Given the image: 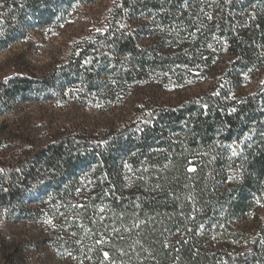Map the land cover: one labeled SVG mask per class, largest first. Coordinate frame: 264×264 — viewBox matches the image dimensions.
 I'll return each mask as SVG.
<instances>
[{"label": "trees", "instance_id": "1", "mask_svg": "<svg viewBox=\"0 0 264 264\" xmlns=\"http://www.w3.org/2000/svg\"><path fill=\"white\" fill-rule=\"evenodd\" d=\"M78 1L95 0H0V54L27 30L61 21ZM122 9L153 14L158 33L148 32L147 47L133 31L109 28L96 48L84 46L49 76L0 74V116L70 86L105 99L150 70L197 59L213 66L219 45L227 47L223 75L233 84L263 66L264 0H123ZM97 63L109 81L96 77ZM107 140L52 137L21 162L1 165L0 207L23 220L33 214L31 200L69 204L67 222L84 220L89 229H69L85 244L88 264H264V82L252 94L227 85L152 111ZM250 224L254 239L245 238ZM2 255L3 264H23L15 246Z\"/></svg>", "mask_w": 264, "mask_h": 264}, {"label": "rangeland", "instance_id": "2", "mask_svg": "<svg viewBox=\"0 0 264 264\" xmlns=\"http://www.w3.org/2000/svg\"><path fill=\"white\" fill-rule=\"evenodd\" d=\"M122 4L123 0L74 2L61 21L27 30L18 43L0 54V74L49 76L84 46L96 48L109 28L133 31L139 44L147 47L151 43L148 32L158 33V27L149 23L153 14L145 10L132 17L128 10L122 9ZM217 49L218 57L212 61L213 66L201 64L196 58L195 66H179L167 72L150 70L141 79L109 91L107 95L112 96L109 98L101 99L100 95L70 86L59 98L19 103L13 113L0 116V166L21 162L30 151L44 146L52 137L84 134L94 141H108L152 111L199 99L219 87L233 86L241 96L255 93L263 86L264 48L259 62L263 66L244 72L234 84L223 75L224 65L230 59L227 47L219 45ZM92 51L93 48H89L87 55ZM120 59L121 65L130 64L127 55H120ZM101 69L97 63L96 77L102 82L109 81L106 73H100ZM90 189L76 192L84 194ZM28 205L34 211L23 220L13 219L0 207V264L4 261L3 250L11 246L18 248L23 264H88L85 244L69 229L83 235H89V229L84 220L67 222L70 220L63 209L69 204H56L48 198L46 202L31 200ZM102 209L99 208L98 214L105 217ZM245 229V238L254 239V226L250 224Z\"/></svg>", "mask_w": 264, "mask_h": 264}, {"label": "snow or ice", "instance_id": "3", "mask_svg": "<svg viewBox=\"0 0 264 264\" xmlns=\"http://www.w3.org/2000/svg\"><path fill=\"white\" fill-rule=\"evenodd\" d=\"M228 2H231V0H228ZM209 19H211V17H209ZM211 47V46H210ZM85 63H88V61H85ZM233 111H235L234 109H233ZM234 156L235 155H237V153H236V151L235 150H233V153H232ZM189 171H195V169H189ZM82 207V206H81ZM101 211H103V209L101 210ZM105 241H103V240H97L96 241V243L97 244H101V243H104ZM68 255H71V253H68ZM103 256H104V259L105 260H109L110 259V255H109V253L107 252V251H105V252H103Z\"/></svg>", "mask_w": 264, "mask_h": 264}]
</instances>
